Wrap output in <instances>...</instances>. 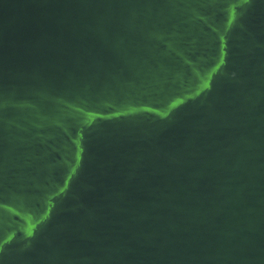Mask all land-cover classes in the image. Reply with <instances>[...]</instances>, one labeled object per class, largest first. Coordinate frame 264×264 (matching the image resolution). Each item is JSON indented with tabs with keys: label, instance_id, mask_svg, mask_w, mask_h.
I'll return each mask as SVG.
<instances>
[{
	"label": "water",
	"instance_id": "95a60500",
	"mask_svg": "<svg viewBox=\"0 0 264 264\" xmlns=\"http://www.w3.org/2000/svg\"><path fill=\"white\" fill-rule=\"evenodd\" d=\"M0 264H264V0H0Z\"/></svg>",
	"mask_w": 264,
	"mask_h": 264
}]
</instances>
